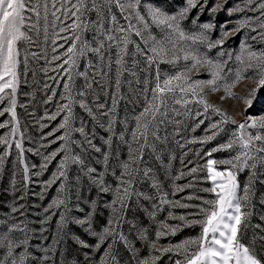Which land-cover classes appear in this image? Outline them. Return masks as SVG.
Here are the masks:
<instances>
[{
  "label": "rangeland",
  "instance_id": "obj_1",
  "mask_svg": "<svg viewBox=\"0 0 264 264\" xmlns=\"http://www.w3.org/2000/svg\"><path fill=\"white\" fill-rule=\"evenodd\" d=\"M27 3V24L22 28L27 39L17 43L15 92L5 88L0 93V264H12L14 259L20 264L21 256L23 264H176L177 260L186 264L184 250L175 246L201 235V225L193 222L204 219L198 214L200 208L211 207L204 201L217 199L216 193L206 191L215 186L208 178L207 161L238 163L234 158L245 151L255 157L248 160L255 168L233 169L223 163L213 167L235 173L242 214L238 239L251 246L264 264L260 242L264 152L257 151L264 142L253 141L244 149L238 139L242 134L245 139L249 134H264V129L237 127L246 117L261 122L264 87L256 91L247 112L244 102L235 98L255 89L264 71V60L257 59L264 53V40L258 36L264 31L259 27L264 21V10L257 9L260 0L251 4L248 0H200L180 21V28L186 36L203 34V43L170 35L171 30L152 23L147 15L149 7L176 14L186 0H141L139 11L147 27L134 15L131 21L125 19L131 9L121 13L106 0H84L85 7L79 11L78 0ZM217 3L224 6L213 12ZM240 21L249 22L240 27ZM205 23L212 27L204 30ZM136 30L141 35H135ZM225 33L223 45L208 46ZM161 42L166 51L153 61L151 49L161 48ZM173 42L175 52L170 50ZM249 52L257 57L250 58ZM185 54H190L187 61ZM193 56L212 65L201 63L188 71ZM174 58V64L161 62ZM213 72H219L217 90L202 84L204 99L237 124L220 123L222 117L212 109L205 112L197 102L199 96L179 88L165 93L163 103L154 99L158 82L163 86L164 80L178 74L190 77L188 84L206 82L213 79ZM178 83L188 86L183 80L173 81ZM145 109L151 111L145 113ZM213 123L219 130L211 129ZM212 131L217 135L201 142ZM231 141H235L232 148L220 149ZM53 152L57 155L50 158ZM62 162L65 176L48 184L59 174ZM126 163L132 177L121 207V179L129 180ZM193 168L196 171L190 172ZM101 177L107 192L100 190ZM57 199L64 204L53 205ZM229 212L236 214L233 209ZM77 219L89 220L90 229L77 224ZM105 228L111 235L101 242ZM165 248L174 250L164 252ZM195 248L189 246V254Z\"/></svg>",
  "mask_w": 264,
  "mask_h": 264
},
{
  "label": "snow or ice",
  "instance_id": "obj_2",
  "mask_svg": "<svg viewBox=\"0 0 264 264\" xmlns=\"http://www.w3.org/2000/svg\"><path fill=\"white\" fill-rule=\"evenodd\" d=\"M106 2L108 4L115 3L116 7L119 8L121 13H124L128 9H131V13L126 16L125 19L131 21V18L134 15L136 20L144 22V26L147 27V21H145V17L141 15L139 11V8L141 6V0H106ZM199 2L200 0H186L185 5L182 6L179 12H177L176 14H168L166 11L159 7H149L147 10V15L151 17L152 23L162 25L166 29L171 30L170 35L175 34L181 40L189 39L193 42L200 41L201 43H203L206 39L203 34L186 36L185 32L180 28V21L185 19L187 17L188 12L191 9L197 7V4ZM78 3L80 7L77 8V11H79L80 8L85 7L84 0H78ZM248 3H253V0H248ZM200 6L203 7L204 5L200 4ZM223 6V4L217 3L215 8L212 9V11L215 12L217 9H220ZM73 7L77 6L73 5ZM93 7H95V2L93 3ZM257 9L264 10V0H260V3L257 5ZM26 10H29L27 0H0V81H4L3 84H0V93L4 92L5 88H11L13 93L15 92L14 81L16 78V67L18 63L17 43L21 39H27L25 32L22 31V28H24L27 24L26 17L24 15ZM30 10L36 11L35 8ZM36 15L39 16V12H36ZM73 15H76V13H73ZM261 15L264 16V11H261ZM112 19L115 20V16H113ZM248 22L249 21H240V27L245 26ZM77 27H79V25H77ZM202 27L204 30H207L210 29L212 25L210 23H205L202 25ZM259 27L264 30V21L259 24ZM132 28L133 25L129 23L128 30H131ZM119 30L121 32L126 31V29L124 28H120ZM252 30L256 31L255 28H253ZM61 31H64V29H61ZM234 31H239V28L234 29ZM135 35L139 36L141 35V32L139 30H136ZM227 35L228 33H225L224 37L215 41V43H209L208 46L211 48L216 45H223V43L225 42V37H227ZM258 36L262 40H264V31L259 32ZM76 39H79V37H76ZM253 39H256V37H253ZM123 42L125 45H127V43L129 42L128 38L125 37ZM161 44V48L157 49L156 47H153L151 49L154 54V56L152 57L153 61H155L156 58L162 56L166 51V45H164L163 42H161ZM74 48L75 45H73V47H70L68 49V52L73 53ZM170 50L175 52L174 42L172 43V48ZM189 55L190 54H185L183 59L187 61L189 59ZM249 57H257V53L249 52ZM237 59L239 60L240 57H237ZM257 59L264 60V53H261L260 56L257 57ZM192 60L193 63L191 65V68L187 69L188 71H191L192 68H196V66L201 63L212 65V61L207 59L202 61L193 56ZM161 62L174 64L176 62V59L174 58L172 60L167 61L162 60ZM213 66L217 67L215 65ZM251 66L252 65L250 64L249 67ZM261 67L264 68V64H262ZM6 76L10 77V79L5 81ZM212 76V80L206 82L194 81L192 84H188V80L190 79V77L184 76L183 74H178L176 76L170 77L163 81V86H161L159 82L156 84V88L154 90V99H160L161 103H163L165 93H172L175 91L176 88H179L181 92H190L193 96H199L197 102L203 104L205 112H207L209 109H212L217 114H219L222 117L220 123H227L230 121L233 124H237V121L233 117L227 115V113L222 112L220 108L216 107L215 105L209 103L206 99H204L203 87H201L202 84L207 83L213 85L210 90H217L215 82L217 79H219V72H213ZM240 78V74L237 73V80H239ZM181 80H183L185 84H188L187 88H185L179 83L173 84V81ZM261 87H264V71L261 72V78L257 82V87L255 89L251 90V92H249L247 96L235 97L236 99L242 100L244 102V104L246 105L244 109L245 112H247L248 108L252 107L255 99V93ZM197 88H199V92H197ZM228 94L229 96H233L231 92H229ZM221 99H223V97ZM12 103L14 104L15 101L13 100ZM176 103H181V100H176ZM183 103L187 104L188 101L184 100ZM150 111L151 109H145V113H148ZM156 111H159V109L156 108ZM142 115H144V113H142ZM152 115L153 118H155V112H153ZM200 123H203V121H200ZM142 126L144 128H147L146 124ZM61 127H64V125L61 124ZM237 127L240 130H244L246 127L264 129V117H261L260 123H257V121L255 120L250 121L249 118L246 117L245 122L237 124ZM211 129L219 130V125L213 123L211 125ZM80 131H83V129H81ZM216 135L217 131H212L211 135H207L205 139L201 142L211 141ZM238 139L240 140L241 145L244 149H249L250 146H252L253 141L264 142V134H249L247 136V139H245L242 134ZM234 143L235 141H231L228 144L220 145L219 147L220 149H230L233 147ZM17 147H20V145L17 144ZM216 150L217 149H212V151ZM97 151H99V149H97ZM257 151L264 152V147L258 148ZM56 155L57 153L53 152L50 158H54ZM208 155L211 156V152H209ZM241 155L245 157L243 161L241 160ZM241 155H237L234 158L238 163H233L232 160H224L218 162L216 160L209 159L207 161L206 167L209 173L208 178L212 180L215 186L211 189H206V191H212L216 193L217 199L212 201H204L205 204L210 205L211 207L200 208L198 214H203L204 219L193 222L201 225V235L196 239L187 240L184 243L175 246V250H184L186 264H262V260L257 257L255 251L251 248V246H245L241 244L238 239V232L240 230L239 226L242 223V214L239 198L236 195L237 188L239 186L236 182L235 173L231 170L217 171L213 167V165L217 163L231 165V168L233 169L237 167H256L255 164H248V160H254L255 157L249 156L247 151L243 152ZM76 160H78V158H76ZM261 163L262 165H264V159L261 160ZM45 167H47V165H45ZM64 167L65 164L64 162H62L60 164L61 170L59 171V174L57 176H54V179L49 181L48 184L55 183L56 180L61 179L65 176V172L62 170ZM123 167L125 169V174L129 176V180L125 181L121 179V185L123 186V193L120 196L121 207H123L124 197L129 195L127 184L131 183L132 177V173L128 171L129 165L126 163L123 165ZM25 171H27V169H25ZM88 171L89 173H91L95 172L96 170L88 169ZM195 171V168L190 170V172ZM147 174L148 173L145 172V175ZM97 182L101 185V191L107 192L109 190L106 186H103L102 177L99 178ZM217 189H219V191H217ZM117 191L119 192V188L117 189ZM245 199H247V197H245ZM261 203H264V200H262ZM63 204L64 201L60 199L53 201V205H55L56 207H59ZM53 205H49V208H51ZM184 206L186 207L187 205ZM229 209H233L236 214H230ZM13 211H18V209L13 208ZM45 211H48V209H45ZM226 217L227 220L233 221L234 223L226 222ZM180 219L183 220L184 217L182 216L180 217ZM75 222L81 226L87 224L89 229L91 227L89 220L77 219ZM109 223H111V221ZM13 228H18V226L14 225ZM11 230L12 229H10V231ZM19 230L22 231V229ZM105 235H111V230L109 228L104 229V234L100 236L101 242H103V240L105 239ZM260 242L261 248L264 249V236L260 237ZM253 243H255V240L253 241ZM191 245H196V248L189 254V246ZM11 247L12 245L10 244L9 255L12 254ZM85 247H87V245H85ZM153 247H155L154 244ZM173 250V248L163 249L164 252H170ZM23 260L24 257L21 256L20 264H23ZM12 264H17V261L14 259L12 261ZM145 264H147V262H145ZM176 264H181V262L177 260Z\"/></svg>",
  "mask_w": 264,
  "mask_h": 264
}]
</instances>
